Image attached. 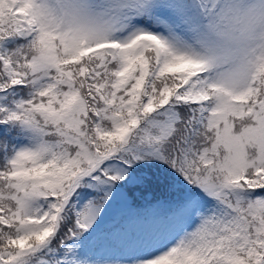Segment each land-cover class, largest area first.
I'll return each mask as SVG.
<instances>
[{"label": "snow or ice", "instance_id": "6c2138e0", "mask_svg": "<svg viewBox=\"0 0 264 264\" xmlns=\"http://www.w3.org/2000/svg\"><path fill=\"white\" fill-rule=\"evenodd\" d=\"M0 264H264V0H0Z\"/></svg>", "mask_w": 264, "mask_h": 264}]
</instances>
